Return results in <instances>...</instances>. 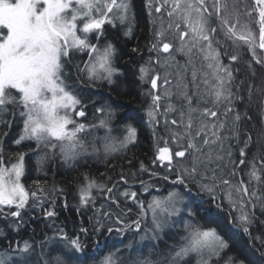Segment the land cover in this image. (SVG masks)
I'll return each instance as SVG.
<instances>
[{
	"label": "snow or ice",
	"instance_id": "1",
	"mask_svg": "<svg viewBox=\"0 0 264 264\" xmlns=\"http://www.w3.org/2000/svg\"><path fill=\"white\" fill-rule=\"evenodd\" d=\"M148 7L150 14H156L152 21L155 42L150 49L157 54L154 63L163 68H177L174 81L169 78L172 74L165 72L162 92L158 89L160 74L150 75L155 72L151 57L148 67L141 66L139 70L141 80L147 77L154 90L148 93L152 100L147 111L149 121L155 129L162 116L164 124V135L158 137L164 146H157L152 164L164 170L165 174L160 177L163 181L174 177L171 180L173 188L166 195L152 196L147 202L139 199L136 191L125 190L120 195L137 206V219L125 223L118 216L117 221L125 223L128 230L140 231L142 222L150 215V230L155 235L181 212L179 205L183 197L176 186L195 185L214 201L221 196L226 199L229 206L240 213L236 217L238 227L248 233L255 218L248 206L259 207L264 214V161H261L262 167L257 168L255 158L246 159L251 137L245 134L246 138L242 139L244 116L236 110L235 100L239 97V92L234 91L238 88L236 77L231 65L224 61L238 60L233 47H238L237 41H240L247 46L256 63H264L256 55L257 48L264 50V0H251L250 5L248 0H233L231 10L222 0H149ZM130 10L129 0H0V112L9 104L22 107L23 131L17 144L34 140L38 148L41 144L52 150L59 148L60 157L68 164H75L81 157L89 155V145L81 134L86 127L97 126H86L70 115L85 117L86 113L68 81L72 79L74 69L77 79L83 76L93 82L106 80L113 83L112 78L117 72L113 66V45L92 44L88 34L100 33L105 23L116 19L128 25L125 34H130ZM242 17L247 19L242 22ZM96 39L99 40L100 35ZM78 52H86L89 56L87 62H82L83 66L73 64V57ZM161 54H167L163 62ZM174 54L186 57L185 63L180 65ZM11 90L17 95H12ZM173 96L178 103L167 102L161 113V101ZM170 114H173L171 119ZM113 115L108 111L107 118L99 124L106 129V157L116 151L114 144L107 143L112 139L110 121ZM229 115L232 117L230 124ZM136 132L135 127L127 126L123 139L117 138L120 148L134 143ZM233 141L238 157L233 151ZM170 143L175 147H170ZM241 143L243 147H239ZM91 147L95 153V140ZM245 164L248 165L246 173L241 168ZM139 168L141 172L149 171L143 161ZM23 173V157L9 168L0 156V206H14L16 211L10 213L13 217L21 216L20 210L28 205L30 196L37 197V193H29L21 183ZM241 173L248 177L247 182ZM152 175L159 173L153 169ZM120 179L128 183L123 172ZM85 181L79 188L83 206L94 203V189L111 194L117 187L115 184L107 187L87 175ZM140 184L143 192L156 188L155 183L149 185L140 181ZM109 198L112 203H117L114 197ZM97 211L105 217L111 215L107 211ZM205 211L209 216L214 215L212 208ZM127 212L131 213L132 209L128 208ZM47 215L51 217L55 213L49 211ZM189 215H192L191 211ZM183 226L186 232L181 237L183 243L174 246L166 260L138 257L134 264H183L193 254L196 264H221V261L237 264L233 256L224 255L230 246L229 240L215 228H204L192 220ZM107 231L111 232L112 228ZM259 239L264 244V236ZM69 243L76 251L83 248L79 238L71 239ZM30 249L32 246L25 242L19 255L9 257L0 253V264H31ZM102 251L98 246L92 257L93 260L99 257L98 264H120L115 252L101 256ZM83 259V256L77 257L78 261ZM37 264H40L39 260ZM43 264H68V261L63 255L56 254Z\"/></svg>",
	"mask_w": 264,
	"mask_h": 264
},
{
	"label": "trees",
	"instance_id": "2",
	"mask_svg": "<svg viewBox=\"0 0 264 264\" xmlns=\"http://www.w3.org/2000/svg\"><path fill=\"white\" fill-rule=\"evenodd\" d=\"M129 2L131 4L129 15L132 18L130 34H125L127 24L116 22L114 25L103 26L101 29L103 34L99 40L94 33L89 37L92 44L113 45L115 49L113 66L117 69L112 78L113 83L109 84L106 80L93 82L83 76L77 79L73 69L69 85L81 99L83 106L87 107L84 122L89 119L93 122L100 118V114L106 116L105 112L111 111L114 115L110 127L115 131L112 138L123 139L119 132L126 131L127 126L131 125L137 130L136 141L127 148L119 146L118 150L106 157L105 140L101 137L102 129L83 133L82 136L89 145V155L81 157L75 164H68L60 157L59 148L52 150L45 148L43 144L38 148L34 140H24L17 144L16 141L23 131L22 107L19 104L7 105L6 109L0 112V156L7 167L23 157L22 184L29 193H37V197L30 196L28 205L20 210V217L10 215L12 211H16L14 206H0V253L9 257L19 255L21 254L19 250L23 249L24 243L27 242L32 246L30 254L34 261L31 264H37L38 260L43 264L44 260L51 259L56 254L63 255L68 264H98L99 257L97 260L92 259L98 246L103 249L101 256L115 252L120 264H134L138 257L163 262L174 246L183 243L181 237L186 235L183 225L186 221L192 220L201 226L215 228L225 236L230 246L224 255L233 256L237 264L240 261H243V264H264V244L259 239L264 236V214L261 209L248 206V211L254 212L255 218L249 232L244 233L236 222V217L240 214L238 210L231 208L222 196L214 201L195 185L188 188L176 186L183 197V202L179 205L181 212L178 216L172 217L162 231L155 235L149 231L150 217L142 222L140 231L125 228V223L137 219L139 210L131 199L123 197L120 193L125 190L136 191L139 199L147 201L151 192L161 194L164 190L165 194L172 190L171 180L174 179L170 177L169 181H163L160 177L165 174L164 170L152 164L157 146H164L163 141L158 140L159 136L164 135V124L162 116L160 124L156 125L155 129L149 121L147 111L152 100L148 93L154 90L151 89L147 77L141 80L139 70L141 66L148 67L147 62L151 57L155 72H150V75L158 72L161 76L159 81L161 86L165 72L171 73L169 78L174 81L177 71L175 66L163 68L154 63L157 54L150 49L155 42L152 21L156 14L154 12L150 14L149 0ZM248 3L250 5L251 0H248ZM226 4L231 10L233 0H226ZM237 45L239 46L233 47V51L238 55V60L235 62L225 60L224 63L231 65L236 77L235 84L238 88L234 91L239 92V97L235 100L236 110L244 116L241 121L242 139L246 136L251 137L249 147L246 149V159L255 158L257 168H261V161H264V63H256L243 42L237 41ZM134 48L137 51H132ZM166 55L161 54L162 62ZM174 55L180 65L185 63L186 57ZM256 55L264 61L263 50L257 48ZM87 60L86 52H78L73 57V64L79 63L83 66L82 62ZM159 90L162 92L163 88L160 87ZM11 92L12 95H17L15 90ZM167 102L178 103L174 96L170 100H162L161 113ZM172 115H169V119ZM231 119L229 115V124ZM93 140L97 149L95 153L91 147ZM169 146L175 147L171 143ZM239 147H243V143ZM236 149L233 141V151L238 157ZM141 161L149 168L148 172H141L139 168ZM241 168L245 173L248 171L247 164ZM153 169L159 173L158 176L152 175ZM122 172L128 181L127 184L120 179ZM85 175L107 187H113L114 184L117 187L111 194L94 189V203L83 206L79 200V188L86 183ZM241 175L247 182L248 177L244 173ZM140 181L149 185L155 183L156 188L143 192ZM252 187H256L255 181L252 182ZM110 196L114 197L117 203H112ZM128 208L132 209L131 213L127 212ZM208 208L213 209L214 215L209 216L206 213L205 210ZM97 210L107 211L111 215L102 216ZM49 211L55 215L49 217L47 215ZM189 211L192 213L191 216ZM118 216L125 223H119ZM109 227L112 228L111 232L107 231ZM76 238H79L83 245L81 251H76L69 243L71 239ZM78 256H83V261H78Z\"/></svg>",
	"mask_w": 264,
	"mask_h": 264
},
{
	"label": "rangeland",
	"instance_id": "3",
	"mask_svg": "<svg viewBox=\"0 0 264 264\" xmlns=\"http://www.w3.org/2000/svg\"><path fill=\"white\" fill-rule=\"evenodd\" d=\"M222 2H225L226 3V0H222ZM242 19V22L244 21V20H246L247 18H245V17H242L241 18ZM116 22H117V24H121L120 23V21L118 20V19H116V20H114L112 23H105V24H112V25H114V24H116ZM104 24V25H105ZM103 25V26H104ZM103 28V27H102ZM94 34H96V37H97V35H102L103 34V31H100V33H96V32H93ZM93 33H89L88 34V37H90L91 36V34H93ZM102 46V45H101ZM264 51V50H263ZM88 55V54H87ZM88 60H89V56H88ZM87 60V61H88ZM72 80V79H71ZM71 80H69L68 81V83L71 81ZM102 81V80H101ZM103 81H105V80H103ZM92 84V83H91ZM160 87H161V89L163 88V86H161V84L159 83V81H158V89H160ZM83 105V104H82ZM78 109H79V106H78ZM84 111H85V113L87 112V107H85V105H84ZM108 112V111H107ZM107 112H105V113H107ZM100 114V113H99ZM70 115H72L73 116V119H75L77 122H79V123H83V124H85L86 126H90V125H96L97 127H95V128H89V127H86V131L84 132V133H88L89 131H94V130H96L97 131V129L99 128V129H102V131H101V137H102V139L104 140V137H105V132H106V129L105 128H102V127H99V124H100V121L101 120H104V119H106L107 117L105 116V115H101L100 114V118H98V119H96L95 121H93L92 122V120L91 119H89V121H86V122H84L83 121V119H85L84 117H79V116H75L73 113H70ZM86 117V116H85ZM95 131V132H96ZM94 132V133H95ZM113 133H115V131H113L112 132V134H111V136L113 135ZM83 134V133H82ZM81 134V135H82ZM119 134H120V136L121 137H124L125 135H126V131H121V132H119ZM114 140V141H113ZM105 143V142H104ZM107 143H109V144H114L115 145V147H116V149L118 150L119 149V143H118V141L117 140H115L114 138H112V139H109L108 141H107ZM18 162V161H17ZM17 162H15V163H17ZM15 163H13V164H15ZM13 164H10L8 167L10 168ZM23 177V176H22ZM22 177H21V183H22ZM164 192H166V191H162L161 192V194L160 193H156V194H152V193H154V192H151V194H150V199H147V201H150L151 199H152V196H154V195H166L167 193H165L164 194ZM80 194V193H79ZM146 201V202H147ZM181 205V204H180ZM150 217V216H149ZM148 219V218H147ZM146 219V220H147ZM149 223L151 224V217L149 218ZM168 223H169V221H168ZM202 227H204V228H209L207 225H205V226H202ZM150 229H151V225H150ZM149 229V231L152 233V231ZM25 255V254H24ZM25 256H28V255H25ZM49 256V255H48ZM34 260H32V255H31V263L33 262ZM183 264H196V256H195V254H193V255H191L190 257H188L184 262H183ZM221 264H223V263H221Z\"/></svg>",
	"mask_w": 264,
	"mask_h": 264
},
{
	"label": "flooded vegetation",
	"instance_id": "4",
	"mask_svg": "<svg viewBox=\"0 0 264 264\" xmlns=\"http://www.w3.org/2000/svg\"><path fill=\"white\" fill-rule=\"evenodd\" d=\"M86 116V115H85Z\"/></svg>",
	"mask_w": 264,
	"mask_h": 264
}]
</instances>
